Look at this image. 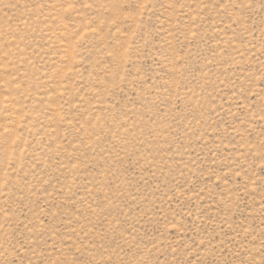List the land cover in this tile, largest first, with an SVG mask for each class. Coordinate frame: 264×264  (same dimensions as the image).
<instances>
[{
  "label": "rangeland",
  "instance_id": "rangeland-1",
  "mask_svg": "<svg viewBox=\"0 0 264 264\" xmlns=\"http://www.w3.org/2000/svg\"><path fill=\"white\" fill-rule=\"evenodd\" d=\"M0 264H264V0H0Z\"/></svg>",
  "mask_w": 264,
  "mask_h": 264
}]
</instances>
